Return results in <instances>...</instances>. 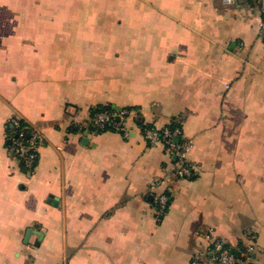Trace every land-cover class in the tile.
<instances>
[{
  "label": "crops",
  "instance_id": "0c3cea01",
  "mask_svg": "<svg viewBox=\"0 0 264 264\" xmlns=\"http://www.w3.org/2000/svg\"><path fill=\"white\" fill-rule=\"evenodd\" d=\"M173 121L192 179L143 136ZM215 240L264 264V0H0V264H216Z\"/></svg>",
  "mask_w": 264,
  "mask_h": 264
},
{
  "label": "built area",
  "instance_id": "2783aa9c",
  "mask_svg": "<svg viewBox=\"0 0 264 264\" xmlns=\"http://www.w3.org/2000/svg\"><path fill=\"white\" fill-rule=\"evenodd\" d=\"M222 2L227 6L235 4V0H222ZM137 116L138 112L134 109L117 111L116 113L104 111L95 115L93 123L98 131H105L108 126L120 127ZM117 117H119V121H116ZM12 126L14 131L11 136V149L17 157L22 159L25 167L32 170L37 164L39 148L44 142V137L36 131L23 127L20 121H13ZM143 136L148 143L152 145L161 144L165 147L167 154L174 158V173L178 178L192 179L194 177V169L188 161L190 143L183 140L180 129H149L143 133ZM155 202L157 214L159 217H163L169 208L170 197L162 193L156 197ZM257 251V247L250 244L241 255L244 261L240 262L232 249L220 240L213 241L211 248L216 264H246V260L250 259Z\"/></svg>",
  "mask_w": 264,
  "mask_h": 264
},
{
  "label": "trees",
  "instance_id": "16d2710c",
  "mask_svg": "<svg viewBox=\"0 0 264 264\" xmlns=\"http://www.w3.org/2000/svg\"><path fill=\"white\" fill-rule=\"evenodd\" d=\"M133 108H124V109H121L119 111H123V110H132ZM135 110V109H134ZM110 112V113H116L117 110H115L114 108H111V107H98L96 108L94 111H93V118L95 117V115L97 113H100V112ZM22 126L24 127L25 125L22 123ZM113 128H116L115 125H111V126H108L106 128V130H110V129H113ZM141 128H142V132L144 133L145 131L149 130V129H157L155 127H152V126H146V125H142L141 124ZM164 128H170V129H180L182 131V127L181 125L176 122V121H173L170 125L164 127ZM163 129V128H162ZM105 130V131H106ZM232 251L235 253V255L237 256V258L239 259L240 262H243L244 259L241 257L240 255V251H236V250H233ZM241 264V263H240Z\"/></svg>",
  "mask_w": 264,
  "mask_h": 264
},
{
  "label": "water",
  "instance_id": "95a60500",
  "mask_svg": "<svg viewBox=\"0 0 264 264\" xmlns=\"http://www.w3.org/2000/svg\"><path fill=\"white\" fill-rule=\"evenodd\" d=\"M119 120H120L119 117H117V118H116V121H119ZM32 232H33L32 230H29V231L27 232V234H26V238H27V239L29 238V236H30V234H31ZM37 235H39L40 240L43 239V234H42V233L37 232Z\"/></svg>",
  "mask_w": 264,
  "mask_h": 264
}]
</instances>
